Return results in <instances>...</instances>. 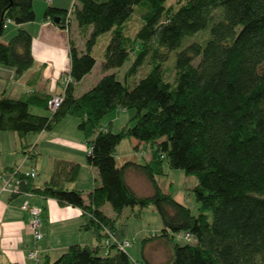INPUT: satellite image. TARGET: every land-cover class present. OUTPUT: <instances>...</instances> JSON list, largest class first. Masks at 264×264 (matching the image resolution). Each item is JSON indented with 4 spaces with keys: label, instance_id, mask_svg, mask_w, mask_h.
I'll return each instance as SVG.
<instances>
[{
    "label": "trees",
    "instance_id": "obj_1",
    "mask_svg": "<svg viewBox=\"0 0 264 264\" xmlns=\"http://www.w3.org/2000/svg\"><path fill=\"white\" fill-rule=\"evenodd\" d=\"M75 0L69 9L48 5L44 17H60L58 26L68 28L74 15L86 35V51L70 44L71 75L75 83L64 87V99L51 111V95L40 91L12 98L0 94V131H13L22 141L29 135L53 130L67 116L78 118L88 152L87 162L96 167L100 185L88 194L71 188L80 164L55 162L51 177L42 185L20 175L21 190L83 212V231L100 242L73 244L53 260L46 256L40 264H153L145 255L148 242L164 239L172 254L164 264H264V0ZM136 6L144 7L143 25L135 36L124 29ZM22 25L36 19L34 0H0V65L15 69L21 77L34 62L33 36L18 28L7 43L1 41L6 19ZM210 26V36L185 45L176 55L174 79L166 76L164 62L182 46L185 36ZM111 34L103 71L120 68L133 54L128 74L134 75L147 62L145 76L130 88L117 73H107L89 90L75 95L77 83L91 72L97 60L91 50L97 38ZM196 62V63H195ZM31 106L50 110L37 114ZM135 112L131 124L120 131L103 127V119L115 110ZM125 138H135L151 147L144 163L126 161L119 165L117 146ZM36 148V145H34ZM142 155L145 151L141 148ZM37 154L33 155L35 158ZM195 175L193 192L200 210L179 202L159 186L157 176L164 164ZM13 168L9 169L11 171ZM7 171V172H8ZM144 175L154 193L140 196L128 184L126 175ZM110 203L116 216L125 208L142 210L153 206L161 215L163 228L143 240V261L134 260L116 243L100 253L101 242L118 229L117 218L101 210ZM213 211V221L204 210ZM185 232L195 244L173 243Z\"/></svg>",
    "mask_w": 264,
    "mask_h": 264
},
{
    "label": "crops",
    "instance_id": "obj_2",
    "mask_svg": "<svg viewBox=\"0 0 264 264\" xmlns=\"http://www.w3.org/2000/svg\"><path fill=\"white\" fill-rule=\"evenodd\" d=\"M39 1L34 0L36 19L32 22L17 25L18 28L29 30L33 36L32 52L35 62L32 68L27 71L29 74L15 78V69L0 67L1 70L8 71L10 79L13 80L3 90L12 98H22L26 93L32 91L44 92L51 96L63 93L65 87L63 77L71 69V41L76 44L80 52L86 51L83 46L84 43L80 45L81 41L78 42L77 40L82 33L74 15L71 17L69 27L62 28L51 18L44 17L46 8L42 7V4L38 3ZM72 1L73 5L75 0ZM48 2V5L69 9L66 6L68 5V0H48ZM73 31L77 34V39L74 38ZM91 32L92 26L88 28L87 34H91ZM1 41L3 43L8 42L2 39ZM103 63L104 60L102 65ZM96 66L97 62L91 72L77 83L76 96H80L91 89L103 75L110 73V70L101 71L100 74L92 79ZM85 80H91L90 86L86 88L87 90L78 92L79 86ZM33 107L37 114H51L50 110L42 112L40 110L42 109L41 107ZM119 110L110 121L112 127L115 126L116 121L126 116L127 112H124L125 110ZM104 125L106 128V124ZM76 128H78V118L67 116L53 130H44L34 135L33 138H29L27 144L36 145L37 156L35 160L26 159L22 141L17 133L0 131V173H5L17 166L22 171H29L36 167L38 176L34 182L42 185L50 179L56 161L67 160L76 162L80 164V172L76 181L71 183L69 187L83 190L84 198L88 202V194L93 188L100 185V175L96 167L88 164V147L83 134L81 135ZM131 142L137 149L135 154H139L141 145L144 143L135 138H131ZM115 156L118 162V157L120 156L118 148ZM142 156H145V153ZM123 157L127 158V156ZM149 159L150 157L147 160ZM128 160L129 158L123 161L126 162ZM132 161L141 163L137 159H132ZM120 163L118 162L119 165H122L124 162ZM144 178V175L135 171H129L126 175L128 184L134 190L136 186L145 182ZM26 200H29L33 206L42 212L40 216V231L43 237L41 240H37L32 231L31 214L22 209V204ZM101 210L110 218L117 217L108 202L102 206ZM83 223V212L79 207L62 204L56 199L37 195H13L3 189V182L0 181V264H40L46 256H50L52 259L54 255L62 254L73 244H89L91 247L96 248L100 242L90 231L81 229ZM35 248L38 249L39 255L36 258L29 257V251ZM99 249L100 253L104 252L102 247ZM145 255L148 260L152 259L146 249Z\"/></svg>",
    "mask_w": 264,
    "mask_h": 264
},
{
    "label": "rangeland",
    "instance_id": "obj_3",
    "mask_svg": "<svg viewBox=\"0 0 264 264\" xmlns=\"http://www.w3.org/2000/svg\"><path fill=\"white\" fill-rule=\"evenodd\" d=\"M72 2H73L72 0H68V5L66 6L71 8ZM176 2L177 0H167L166 5L169 6L172 4H176ZM38 3L42 4L41 6L42 7L44 6L45 8L49 4L48 0H40ZM144 10H145L144 7L136 6L135 11L133 12L129 20L126 22V26L124 29V33L126 35L135 36L136 33L139 31V29L142 27L143 20L141 18V14L144 12ZM17 30H18L17 24L10 23L6 27L3 35L1 36V39L3 41H8L10 37L16 34ZM73 36L76 39L78 38L76 37L77 34L74 31H73ZM209 36H210V26L193 35L185 36L182 46L175 50H172L169 54L168 60L164 62V71L166 76H168L170 79H174L176 74V70H175L176 55L185 45L193 41L203 42ZM89 37H90V33L89 34L86 33V36L82 34L77 39L78 42L83 41L82 43L80 42L79 44L81 45L84 43L83 46L85 49H86V41ZM110 40H111L110 33H104L100 35L97 38L96 43L91 50L92 55L97 60V66L94 71V75L92 76V79L95 78L98 74H100L101 71H103L102 61L104 60L105 51ZM133 57L134 54L129 60L125 62L123 66H121L120 68L110 69L109 71L110 73L113 72L117 73L118 78L121 81L125 82L130 88L134 86L135 82H137L140 78L145 76L150 69L149 64L145 62L139 68L136 74L129 75L128 71L133 62ZM0 67L5 69H14L13 67L5 66V65H0ZM26 72L24 73L25 76L29 74V72L27 73ZM12 81L13 80L10 79L9 72L0 69V94L3 92V90H5L8 84L12 83ZM90 82L91 80H85L79 86L78 92H81L82 90H87L86 88L90 86L91 84ZM34 110L35 108L31 106V111L33 113H35ZM40 110L42 112H47L44 109H40ZM118 111L120 110H115L105 116V118L103 119V127L105 126L104 124H106L107 126L106 128L109 127L114 132H118L121 130V128L124 125L131 124L130 118L133 116L135 112L133 109L125 110L124 112H127L126 116L116 121L115 126L112 127L110 121L112 118L116 116V113ZM9 132L14 133L13 131H9ZM79 132L82 135V132L80 130ZM33 137L34 135H29L27 138L29 139ZM117 148H118V153L120 155L118 157L119 158L118 162L119 163L121 162L120 164H122V162H125L123 160L127 158H129V161H131L132 159H137L139 162L144 163L151 156V147L147 144L141 145V148L145 151V156H142L141 152L136 155L135 152L137 151V149L133 146L131 142V138L123 139L119 143ZM131 153H133L134 155L133 154L131 155ZM123 156H127V158ZM164 172H165L164 174L157 176L158 184L162 188V190L166 193H172V195L179 202L187 205L191 209V212L193 214H197L200 210V203L196 200L193 192L194 186L198 183L197 177L195 175H188L183 169L170 168L167 163L164 164ZM144 181L145 182H143V184H140L138 186L135 185L136 193L140 196L152 195L154 191L151 183L146 177L144 178ZM204 211L208 216V220L210 222L213 221V211L211 209H206ZM116 218H117V225L119 227L115 232L116 236L130 241L131 244L129 246H126L125 249L134 260L143 261V254H142L144 247L143 240L148 236H152L153 234H160L162 231L163 221L160 213L153 206L144 208L142 210H139L138 207L135 208L127 207L124 209L122 214ZM185 234H186L185 232H181L175 235L173 239V243H178V244L196 243V238L194 236H191L190 239L187 240L185 239ZM145 249L148 255L152 258L149 259L151 260V262H153V264H164V262L169 260L170 255L172 254L171 247L169 246L168 242H166L164 239H158L152 242L151 241L148 242L144 247V251ZM59 256L60 255H54L52 259L56 260Z\"/></svg>",
    "mask_w": 264,
    "mask_h": 264
},
{
    "label": "built area",
    "instance_id": "obj_4",
    "mask_svg": "<svg viewBox=\"0 0 264 264\" xmlns=\"http://www.w3.org/2000/svg\"><path fill=\"white\" fill-rule=\"evenodd\" d=\"M72 7L69 11V16L71 15ZM67 18L66 23L69 25V22L71 20V17ZM10 23H12L11 19H6V22L4 24L5 27H7ZM75 83L73 78L70 74H67L63 77V83L64 85H68L69 83ZM64 95L56 94L52 95L48 101L49 108L51 111H56L61 103L63 102ZM91 147H88V152L91 151ZM37 154V150L34 147H30L28 149V152L25 154L26 159H32L35 160V158H32L33 155ZM20 175H24L25 177H31L35 179L38 176L37 170L35 168L30 169L29 171H22L18 166L14 167L11 171L0 173V181L3 182V189L9 191L13 195H21V194H27L32 196L33 194L31 192H24L21 190L22 185V179L20 178ZM22 209L29 212L32 216L31 221V228L32 231L36 237L37 240H41L43 235L40 231L41 226V219L40 216L42 212L37 207L33 206L29 200L24 201L22 204ZM109 237L104 241L103 246L105 247V250H108V247L116 243L120 249H125L126 246H129L131 243L128 240L121 239L117 237L114 233L108 231ZM186 238H189V236H185ZM39 255L38 249H32L29 251V257L36 258Z\"/></svg>",
    "mask_w": 264,
    "mask_h": 264
},
{
    "label": "bare ground",
    "instance_id": "obj_5",
    "mask_svg": "<svg viewBox=\"0 0 264 264\" xmlns=\"http://www.w3.org/2000/svg\"><path fill=\"white\" fill-rule=\"evenodd\" d=\"M25 154H26V153H25ZM113 233L115 234V232H113ZM185 236H189V238H186V237H185V239L189 240L190 237H191L192 235H190L189 233H186ZM108 237H109V235H108L106 238H104V239L102 240L100 248L102 247V248L105 250V247L103 246V243H104V241H105ZM109 248H110V246L108 247V249H109Z\"/></svg>",
    "mask_w": 264,
    "mask_h": 264
},
{
    "label": "water",
    "instance_id": "obj_6",
    "mask_svg": "<svg viewBox=\"0 0 264 264\" xmlns=\"http://www.w3.org/2000/svg\"><path fill=\"white\" fill-rule=\"evenodd\" d=\"M54 21H55V23H59V21H60V17H56V18L54 19Z\"/></svg>",
    "mask_w": 264,
    "mask_h": 264
}]
</instances>
